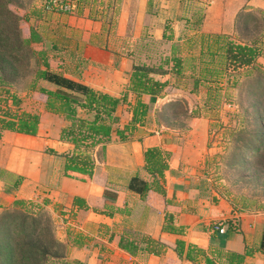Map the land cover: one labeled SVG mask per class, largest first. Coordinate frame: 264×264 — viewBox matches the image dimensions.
<instances>
[{"label":"crops","instance_id":"obj_1","mask_svg":"<svg viewBox=\"0 0 264 264\" xmlns=\"http://www.w3.org/2000/svg\"><path fill=\"white\" fill-rule=\"evenodd\" d=\"M259 11H264V0H121L109 29L95 19L72 22L71 17L79 35L68 54L71 63L61 64L58 73L123 98L119 122L109 141L84 152L93 160L89 172L66 166L67 156L75 152L74 145L61 139L65 127L60 115L44 109L35 136L4 132L0 208L17 200H40L57 213L52 217L61 220L59 235L72 236L71 259L82 264H207L206 258L210 264H228L217 253L247 250L251 253L243 264H264V253L257 250L264 213L240 211L203 175L209 122L191 107L193 89L188 87V64L200 56L203 37L249 27ZM130 37L138 49L127 56L121 47ZM196 46L198 53L189 51ZM179 58L182 65L174 68ZM162 62L169 71L164 76L133 71L134 66ZM133 76L153 86V80L161 79V95L152 103L150 95L131 92ZM138 100L148 112L142 125H131ZM182 107L188 118L175 113ZM194 110L198 113L190 117ZM117 129L125 139L116 135ZM153 149L160 165L148 167L145 153ZM122 240L134 253L119 245ZM178 240L185 243L182 257L176 251Z\"/></svg>","mask_w":264,"mask_h":264},{"label":"trees","instance_id":"obj_2","mask_svg":"<svg viewBox=\"0 0 264 264\" xmlns=\"http://www.w3.org/2000/svg\"><path fill=\"white\" fill-rule=\"evenodd\" d=\"M32 0H0V89L5 90V93H10V89L14 83L26 79L31 76L29 87L35 88L40 83H45L53 86L37 88L38 92L47 97L45 109L51 113L62 116L69 124L61 131V139L66 140L74 145V154L68 155L66 158V166L79 171L89 172L93 169L92 157L84 152L91 151L95 146L104 144L111 139L112 132H115L113 127L119 122L117 109L123 104V98L118 99L108 94L95 91L87 86L73 82L62 76L50 68L49 59L46 50H35L33 44L42 42V38L38 30L31 26L28 36H24L20 22L29 21V16L40 18L41 12L32 10L26 15H19L12 7H27ZM263 12V11H259ZM252 25L243 28H256L260 24V19L256 16L252 20ZM242 28H240L241 30ZM244 29V30H245ZM243 33V32H242ZM244 36L249 37L250 35ZM204 42L202 52L197 59L192 60L188 65L190 74L188 78L193 80V87L197 89L200 85H208L207 98L211 99L212 92L218 90L212 87V82H216L217 78L227 72L229 66L234 67V70L246 69L247 74L257 68L254 62L258 58H264V35L254 37L243 43H235L227 36H207L202 39ZM134 45L130 38H125L122 41L121 50L127 56H132L133 50H130L129 45ZM54 49V48H53ZM174 68L181 66L183 60L174 59ZM167 62L153 67L149 66H134L135 72L154 73L161 76L167 75L169 71L165 68ZM153 85H146L138 76H133L129 86V90L137 96L148 94L152 97L153 103L163 91L161 79L153 80ZM215 88V89H213ZM183 107L177 112L178 116L183 114L188 118ZM148 112V107L142 104L139 100L133 108V117L131 125H142V120ZM184 112V113H183ZM198 112H193L191 116ZM262 117L263 125H257L255 133L238 135L236 140L241 141L238 148L239 165L243 168L249 157V151L258 148L255 163L251 169L254 180L264 181V102L259 111ZM91 115V118L88 117ZM40 117L37 114L21 113L11 114L8 110L0 115V138L4 132H14L24 135L35 136L38 133ZM116 135L120 139H125L124 132L116 130ZM242 136V137H241ZM242 156H241V154ZM158 152L156 150H148L145 153V159L148 167H157L160 164L154 162ZM243 172V170H242ZM242 174V173H241ZM243 175V174H242ZM264 185V182H263ZM228 199V198H227ZM245 200V199H243ZM235 207L243 212H254L250 210L251 205L243 203L241 206L230 200ZM260 208L261 206H257ZM1 209V208H0ZM264 211V207L262 208ZM8 222L7 227L12 228L16 234L12 248H8L5 244L2 245L1 257H8L9 264H82L77 260H70L68 253L63 248L62 244L54 238V233L47 225L45 228L36 229V223L39 221L31 218V223L27 222L29 217L24 216L23 221ZM19 219V218H18ZM35 224V225H33ZM123 249L134 253L128 248L123 240L119 244ZM153 247L162 248L159 242L151 241ZM185 243L182 240L176 242V251L179 256L183 255ZM258 251L264 253V230ZM157 252V250H155ZM6 253V256L5 254ZM196 253L204 256L201 250H196ZM251 252L247 250L243 254L234 252L217 253L219 258L223 257L228 264H243L247 255ZM187 258L192 259L188 253ZM2 258L0 263H2ZM206 263L210 264L209 258H206Z\"/></svg>","mask_w":264,"mask_h":264},{"label":"rangeland","instance_id":"obj_3","mask_svg":"<svg viewBox=\"0 0 264 264\" xmlns=\"http://www.w3.org/2000/svg\"><path fill=\"white\" fill-rule=\"evenodd\" d=\"M71 1L74 9L69 13L53 11L51 8L47 9V0H32L27 7L25 5L22 8L12 7V10L19 15H26L27 12L29 13L33 9L41 12L40 18L27 14L29 21H21L20 26L25 37L28 36L31 26L38 30L42 42L33 44V48L35 50H46L50 68L57 70V72H59L61 64L66 63L69 66V62L71 63L68 54L75 47L74 38L79 35V31L75 30V25H72L74 23H71V17L73 18L72 22H76L79 19L85 21L86 19H90V21L95 19L103 24V30H106V28H111L112 24H114L113 21L118 17L121 2V0ZM256 16L260 19V24L255 29L251 27L242 28L241 30L240 28H234L229 35H220L228 36L233 42L243 44L256 36H263L264 11L256 12ZM242 32L250 35L249 37L251 38L244 36ZM130 39L134 42V45L130 44L129 49L135 52L138 49L136 40H133L132 37ZM197 49L198 47L196 46L189 51H197ZM66 50L68 51L65 52ZM254 64L257 65V68L252 70L250 74H247L248 71L246 69L234 70V67L229 66L224 75L217 78L215 83L212 82L211 86L218 88V90L212 92L211 99L206 100V96L209 93L208 85H200V88L195 89L192 85L194 84L193 80H190L188 87L193 89L192 100L194 105L192 106L191 102V107L209 122V124L206 123L205 125L209 130L206 144L209 153L203 157L202 161L204 177L208 179V182L218 194L225 196L229 201L233 200L239 206L243 203H248L251 205L250 210L264 213L262 210L264 207V181L254 180L251 173L258 148L249 151L247 155L249 160L242 165V168L238 164L240 157L238 146L241 141L236 140L241 133L248 135L255 133L254 131H257L256 122L259 125L261 124V126L263 125L259 111L264 102V58H258ZM30 82L31 76L14 83L9 88V94L5 93V90L0 89V115L7 110L11 114L18 115L21 113L37 114L41 123V115L46 110L47 97L40 94L37 88L47 87V84L42 82L31 89L29 87ZM199 90H202L203 95L199 94ZM183 111L185 112L186 110ZM62 124L64 127L69 126L64 118ZM183 126L186 128L187 125L183 123ZM179 128L184 129L182 126ZM257 206L261 207L258 208ZM53 214L43 206L40 200L37 202L17 200L6 208L2 207L0 209V253L1 247L5 243L9 249L12 248L16 236L13 231L14 225L12 228H8L6 223L14 221L15 217L19 218H17V222H22L23 217L27 216L29 217L27 219L29 224L31 223V218L39 221L35 226L37 231L48 225L54 233L55 240L62 244L68 253V258L73 260L71 259L70 250L74 247V240L72 236L65 238L63 235H59V228L57 229V227H59L58 224L61 220L58 221V219L53 218ZM54 215H57V213ZM4 254L6 256V253ZM1 258L3 261L0 264H9L7 256L1 257L0 254Z\"/></svg>","mask_w":264,"mask_h":264},{"label":"built area","instance_id":"obj_4","mask_svg":"<svg viewBox=\"0 0 264 264\" xmlns=\"http://www.w3.org/2000/svg\"><path fill=\"white\" fill-rule=\"evenodd\" d=\"M47 9L51 8L53 11L69 13L74 9L73 2L71 0H47ZM219 232H223L222 229L217 228Z\"/></svg>","mask_w":264,"mask_h":264}]
</instances>
